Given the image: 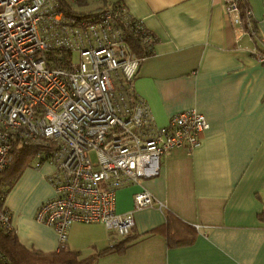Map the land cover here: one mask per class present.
<instances>
[{
	"label": "crops",
	"instance_id": "1",
	"mask_svg": "<svg viewBox=\"0 0 264 264\" xmlns=\"http://www.w3.org/2000/svg\"><path fill=\"white\" fill-rule=\"evenodd\" d=\"M61 1L68 17L123 6L154 41L132 84L154 125L164 127L188 110L209 125L196 149H173L156 177L141 181L162 208L132 213L138 239L123 253L97 257L122 240L100 224H72L67 247L82 259L95 257L92 264H264V66L255 61L264 54V0H247L253 37L229 20L222 0ZM52 173L50 164L26 168L2 206L18 242L45 254L57 251L58 237L35 213L54 197ZM137 190L115 193L116 214L132 210ZM188 228L189 242H169V230Z\"/></svg>",
	"mask_w": 264,
	"mask_h": 264
},
{
	"label": "built area",
	"instance_id": "2",
	"mask_svg": "<svg viewBox=\"0 0 264 264\" xmlns=\"http://www.w3.org/2000/svg\"><path fill=\"white\" fill-rule=\"evenodd\" d=\"M222 1L229 20L253 37L252 12L239 9L247 0ZM128 18L121 5L68 17L61 0H0V173L15 146L36 150L33 169L52 166L47 181L54 197L39 206L35 220L55 231L57 249L74 223L100 224L125 237L134 211L161 209L141 181L156 177L173 149H196L209 126L194 110L154 125L132 88L144 56L124 42ZM136 25L150 48L151 35ZM255 61L264 66V54ZM128 186L138 188L132 210L116 214L115 193ZM10 219L0 206V225L10 229Z\"/></svg>",
	"mask_w": 264,
	"mask_h": 264
},
{
	"label": "trees",
	"instance_id": "3",
	"mask_svg": "<svg viewBox=\"0 0 264 264\" xmlns=\"http://www.w3.org/2000/svg\"><path fill=\"white\" fill-rule=\"evenodd\" d=\"M111 5L120 7L119 3ZM247 6L246 2H242L239 7L240 11ZM241 17L244 19L243 13H241ZM128 19L127 24L123 27L124 42L128 49L134 54L144 56L149 50L140 40L143 33L140 29H137L136 22L132 17ZM35 152L36 150L31 147H14L11 162L5 167V169H2L0 173V206H3L4 198L6 196L5 194H7L15 181H17L22 171L28 167H33V156ZM170 219L171 217H169L168 221H170ZM169 231L171 237L169 242H179L182 244L189 242V239L193 237L194 233L192 228H188L185 234L172 232L173 230ZM121 239L122 240L117 245L101 251L97 254V257L107 252L123 253V250L138 238L137 236H132L131 230L127 236L121 237ZM94 261L95 257L85 259L80 258L78 253L70 250L66 244L57 249L54 253L48 254L35 250H27L18 242L11 228L8 229L0 225V264H92Z\"/></svg>",
	"mask_w": 264,
	"mask_h": 264
},
{
	"label": "rangeland",
	"instance_id": "4",
	"mask_svg": "<svg viewBox=\"0 0 264 264\" xmlns=\"http://www.w3.org/2000/svg\"><path fill=\"white\" fill-rule=\"evenodd\" d=\"M89 5V4H88ZM86 6L87 5H82V7H80V8H83V10H86L87 9V11H89V6L86 8ZM86 12V11H85ZM78 55L77 54H75L74 56H72L73 57V61H74V63H78L79 62V57H77ZM33 169V168H32Z\"/></svg>",
	"mask_w": 264,
	"mask_h": 264
}]
</instances>
